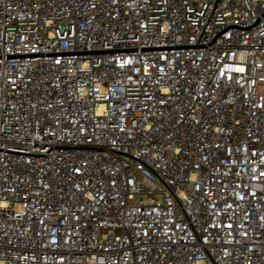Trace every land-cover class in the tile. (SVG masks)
I'll list each match as a JSON object with an SVG mask.
<instances>
[{
	"label": "built area",
	"instance_id": "1",
	"mask_svg": "<svg viewBox=\"0 0 264 264\" xmlns=\"http://www.w3.org/2000/svg\"><path fill=\"white\" fill-rule=\"evenodd\" d=\"M0 264H264V0H0Z\"/></svg>",
	"mask_w": 264,
	"mask_h": 264
}]
</instances>
